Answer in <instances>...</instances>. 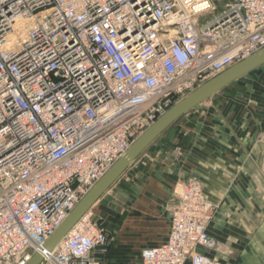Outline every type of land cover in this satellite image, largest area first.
<instances>
[{"label":"built area","instance_id":"1","mask_svg":"<svg viewBox=\"0 0 264 264\" xmlns=\"http://www.w3.org/2000/svg\"><path fill=\"white\" fill-rule=\"evenodd\" d=\"M264 48V0H0V264H100L91 210L43 248L171 105ZM214 208L180 184L166 242L139 264H220Z\"/></svg>","mask_w":264,"mask_h":264},{"label":"crops","instance_id":"2","mask_svg":"<svg viewBox=\"0 0 264 264\" xmlns=\"http://www.w3.org/2000/svg\"><path fill=\"white\" fill-rule=\"evenodd\" d=\"M173 123L109 188L102 215L110 243L100 264H139L166 242L180 184L200 181L214 208L207 234L220 264H264V65ZM104 216V218H105ZM96 220V221H97Z\"/></svg>","mask_w":264,"mask_h":264},{"label":"water","instance_id":"3","mask_svg":"<svg viewBox=\"0 0 264 264\" xmlns=\"http://www.w3.org/2000/svg\"><path fill=\"white\" fill-rule=\"evenodd\" d=\"M264 65V48L243 61L233 65L219 75L209 79L188 95L171 105L156 121L137 137L129 149L80 199L74 209L67 215L61 225L54 231L43 248L52 251L71 231L78 220L88 213L96 202L109 190L133 163L158 137L183 115L202 104L229 84L246 76ZM42 256L34 253L27 264H40Z\"/></svg>","mask_w":264,"mask_h":264},{"label":"rangeland","instance_id":"4","mask_svg":"<svg viewBox=\"0 0 264 264\" xmlns=\"http://www.w3.org/2000/svg\"><path fill=\"white\" fill-rule=\"evenodd\" d=\"M249 74H250V75H255L254 72H251V73H249ZM212 78H213V77H212ZM200 85H202V84H200ZM200 85H197L196 88L199 87ZM196 88H195V89H196ZM108 191H109V190H107V191L103 194V196H102V197H103L102 200H100V202L98 201V202H99V203L97 204L98 206H102V205H106V204H108V201H107L108 199H105V198L108 197L109 194H110ZM104 216H105V215H104ZM104 216L102 215V218H103L102 220H97V219H96V220H97L100 224L103 223V225L107 226L108 219L106 218V216H105V218H104ZM117 264H122V261L119 260V261L117 262Z\"/></svg>","mask_w":264,"mask_h":264}]
</instances>
